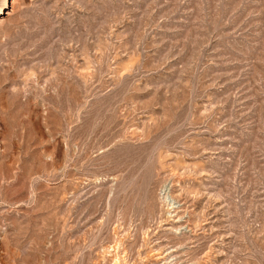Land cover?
<instances>
[{
    "label": "rangeland",
    "instance_id": "1",
    "mask_svg": "<svg viewBox=\"0 0 264 264\" xmlns=\"http://www.w3.org/2000/svg\"><path fill=\"white\" fill-rule=\"evenodd\" d=\"M0 8V264H264V0Z\"/></svg>",
    "mask_w": 264,
    "mask_h": 264
},
{
    "label": "bare ground",
    "instance_id": "2",
    "mask_svg": "<svg viewBox=\"0 0 264 264\" xmlns=\"http://www.w3.org/2000/svg\"><path fill=\"white\" fill-rule=\"evenodd\" d=\"M5 4H6V1L4 2ZM7 4H8V1H7ZM2 9H5L6 8V6H4V7H1ZM1 8H0V10H1ZM4 11H3V13H2V15H4Z\"/></svg>",
    "mask_w": 264,
    "mask_h": 264
}]
</instances>
